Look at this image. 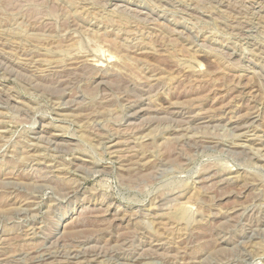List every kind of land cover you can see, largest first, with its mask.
I'll return each instance as SVG.
<instances>
[{"label":"rangeland","instance_id":"obj_1","mask_svg":"<svg viewBox=\"0 0 264 264\" xmlns=\"http://www.w3.org/2000/svg\"><path fill=\"white\" fill-rule=\"evenodd\" d=\"M0 264H264V0H0Z\"/></svg>","mask_w":264,"mask_h":264}]
</instances>
